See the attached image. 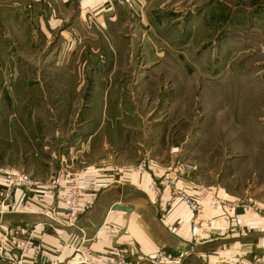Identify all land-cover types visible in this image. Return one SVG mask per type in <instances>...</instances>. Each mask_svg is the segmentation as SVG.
<instances>
[{"label":"crops","instance_id":"1","mask_svg":"<svg viewBox=\"0 0 264 264\" xmlns=\"http://www.w3.org/2000/svg\"><path fill=\"white\" fill-rule=\"evenodd\" d=\"M55 1L61 7L59 15L47 0H0V16H4L1 20L21 23L22 20L29 22L30 18L42 24L35 35H47V29L68 24L70 18L84 23L85 9L98 23L122 21L113 14L117 7L114 0ZM27 4L34 9L32 15L21 12ZM74 6L79 10L78 15L65 13ZM49 7L52 9L48 14L36 13V10L46 13ZM12 34L15 37L14 31ZM8 53L0 41L3 58V62L0 60V165L24 169L32 176L34 187L29 191H16L14 200H27L39 212L4 213L0 188V240L7 229L14 241L27 237L39 241L44 249L45 264L75 261L74 251L83 249L95 253L127 249L128 259L131 258L129 261H134L133 264H137L139 258L154 259L160 252L172 256L194 255L205 264H243L253 256L264 258L263 215L240 206L229 214L231 222H226L224 212L214 211L205 204L201 224L197 225L195 216L184 203L171 202L170 191H165L161 198L148 191L156 172H170L179 163L193 165L196 169L179 182L180 188L192 193L209 182L204 178L202 165L191 161L193 155L180 150L175 140L164 137L162 142L155 143L157 135H171L170 128L151 124L149 112L147 116L118 112L113 88L124 81L147 86L150 83L147 67L99 66L93 61L71 63L67 59L61 63L59 71L62 73L53 80H35L34 76L21 72V65L5 64L4 56ZM100 67H104V74H98ZM7 71L12 73L6 79ZM49 81L56 84L50 85ZM39 86H45L44 90L59 87L61 92L45 90V94H41L43 92L37 90ZM86 87H94V90L87 92ZM98 87L107 89L100 94ZM37 103H44V107L40 105L38 110ZM22 104L32 106L24 110ZM142 161L148 169L141 174L136 169ZM61 169L67 174L85 170L97 182L106 184L97 189L92 207L70 228L54 222L65 219L61 200L68 186L66 175L58 181L55 179ZM208 188L229 202H240L243 197L228 191L221 182L210 184ZM256 201L264 209V202ZM251 202L254 203L249 200ZM11 256L19 261L16 251Z\"/></svg>","mask_w":264,"mask_h":264},{"label":"rangeland","instance_id":"2","mask_svg":"<svg viewBox=\"0 0 264 264\" xmlns=\"http://www.w3.org/2000/svg\"><path fill=\"white\" fill-rule=\"evenodd\" d=\"M47 1L59 15L60 4L55 0ZM142 3L140 0L134 9L116 3L113 14L122 18L117 22L98 23L85 9L84 23L70 18L68 24H55L56 27L47 29V35H35L42 24L30 18L29 22L6 23L1 20L4 16H0V41L9 51L4 56L5 64L21 65V72L34 76L35 80H53L62 73L59 71L61 63L67 59L71 63L93 61L99 66L134 64L139 68L147 67L150 81L147 86H134L124 81L113 88L118 112L141 113L143 116L149 112L151 124L170 128L172 132L169 136L157 135L155 143L162 142L164 137L175 140L177 146L180 144V150L193 155L191 161L202 165L206 173L204 178L209 182L204 183V187L221 182L228 191L243 196L239 200L242 205L256 202L258 211L253 212L264 216L263 207L256 201L264 202V0H143ZM28 5L22 7V14L34 13L33 7ZM49 9L46 13L42 10H36V13L48 14L52 8ZM63 12L64 15L69 12L70 16L79 14L75 6ZM0 60L3 62L1 56ZM103 68L100 67L98 74L105 73ZM10 73L6 72V79ZM125 73L129 74V71ZM44 87L39 86L37 90L42 91L41 94H45V90L61 92L59 87L45 90ZM84 89L92 92L94 87ZM105 89L96 88L100 94ZM20 94L24 93L20 91ZM40 105L43 108L44 103H37L38 110ZM29 106L32 105L22 104V109L28 110ZM37 114L40 116L39 112ZM181 165L193 167L186 163L176 166ZM0 169L19 170L34 182L24 169L5 165H0ZM194 171L193 167L188 174L192 175ZM81 172L85 170L72 173ZM60 175L67 173L61 169L56 177ZM0 180L1 207L6 213L16 201L15 192L29 190L14 186L8 196L6 178L0 175ZM16 202L27 204L31 212H39L27 200ZM54 222L62 226L65 219ZM4 230V236L9 235L10 240L11 231ZM43 250L41 246L36 262L22 258L20 254L18 261L11 256L12 251L6 259L0 258V262L45 264ZM114 252L113 249L105 253L77 250L73 256L75 261L66 264H117L115 255H106ZM98 256H109L114 262L100 263ZM172 257L177 260L176 264H205L194 255ZM254 257L243 264H264V258ZM129 260L131 258L127 260L128 264L134 263ZM137 261V264H155L156 260L139 258ZM162 263L173 264L167 260Z\"/></svg>","mask_w":264,"mask_h":264},{"label":"built area","instance_id":"3","mask_svg":"<svg viewBox=\"0 0 264 264\" xmlns=\"http://www.w3.org/2000/svg\"><path fill=\"white\" fill-rule=\"evenodd\" d=\"M119 6L134 9L140 0H114ZM148 169L147 164H141L136 170L141 174ZM192 166H176L171 172L159 173L156 172L155 181L147 189L152 192L154 196L161 198L165 191H170L171 202L180 201L184 203L189 210L195 216L194 222L197 225L201 224L200 217L204 214L205 204L214 210H221L225 214L226 222L230 221L229 214L235 212L240 206H244L249 211H258V208L254 204L242 205L240 202H229L227 200L219 198L211 188L200 187L189 193L185 189L179 187V181L183 176L192 171ZM0 175L6 178L8 184L9 193L14 186H20L25 190L32 189L34 182L29 175L16 169L3 170L0 169ZM61 175L55 179L58 181L61 179ZM68 187L63 191V197L61 203L64 208L65 222L63 226L73 227L79 216L86 213L94 204L97 199V189L100 188V183L97 182L94 177L89 176L85 172L81 173H69L66 175ZM14 201L11 205V211L14 213H31V210L27 204H17ZM7 234L0 240V258L6 259L9 256L10 251H16L22 258H30L33 262H36L41 252V245L34 243L32 239L27 241H14L12 238L8 239ZM106 255H115L117 264H128L127 249L115 250L114 253H108ZM88 257L89 254H88ZM105 257H107L105 259ZM92 259L96 262L95 257ZM155 264L162 263L164 260L167 262L178 263L177 260L171 255H166L161 252L156 258H154ZM98 262L111 263L109 256H98ZM163 264V263H162Z\"/></svg>","mask_w":264,"mask_h":264}]
</instances>
